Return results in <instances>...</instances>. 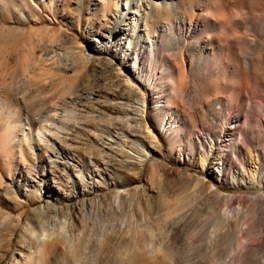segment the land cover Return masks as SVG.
<instances>
[{
	"label": "rangeland",
	"instance_id": "rangeland-1",
	"mask_svg": "<svg viewBox=\"0 0 264 264\" xmlns=\"http://www.w3.org/2000/svg\"><path fill=\"white\" fill-rule=\"evenodd\" d=\"M0 264H264V0H0Z\"/></svg>",
	"mask_w": 264,
	"mask_h": 264
},
{
	"label": "bare ground",
	"instance_id": "bare-ground-1",
	"mask_svg": "<svg viewBox=\"0 0 264 264\" xmlns=\"http://www.w3.org/2000/svg\"><path fill=\"white\" fill-rule=\"evenodd\" d=\"M124 23H125V20H119V21H116L115 22V32L116 31H118V30H120L121 29V27L124 25ZM38 136V135H37ZM42 197H43V195H42V192H40V194L38 195V198L39 199H42ZM44 237L46 236V232H44Z\"/></svg>",
	"mask_w": 264,
	"mask_h": 264
}]
</instances>
